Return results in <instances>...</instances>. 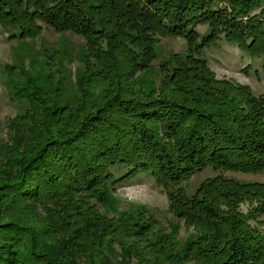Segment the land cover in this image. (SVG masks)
I'll return each instance as SVG.
<instances>
[{
    "label": "trees",
    "instance_id": "16d2710c",
    "mask_svg": "<svg viewBox=\"0 0 264 264\" xmlns=\"http://www.w3.org/2000/svg\"><path fill=\"white\" fill-rule=\"evenodd\" d=\"M0 26L20 42L44 26L84 39L43 46L38 75L8 66L0 264H264V182L226 175L264 172V97L204 55L224 39L264 59V0H0ZM161 37L186 53L159 59ZM141 175L178 219L167 230L118 208L116 185ZM180 221L199 233L181 252Z\"/></svg>",
    "mask_w": 264,
    "mask_h": 264
},
{
    "label": "rangeland",
    "instance_id": "374dc122",
    "mask_svg": "<svg viewBox=\"0 0 264 264\" xmlns=\"http://www.w3.org/2000/svg\"><path fill=\"white\" fill-rule=\"evenodd\" d=\"M197 30L204 33L206 26L198 24ZM65 41L70 43L73 48H76V53L83 47L82 44L84 43L82 37L70 33L60 35L51 27L47 26H44L41 37L37 39H27L23 42L10 40L8 34L0 26V140L8 137V120L13 118L18 111L17 104L10 100L6 87V83L10 78L7 69L9 70L11 66L19 64L16 70L25 69L26 71H30L32 75L46 72L44 65L45 59L42 55L43 46L47 48H58ZM186 50V41L181 37H161L155 46V51L159 59L168 58L174 53L184 55ZM204 55L216 78L228 79L239 85H247L255 95L264 97L263 58H252L243 53L236 44L227 42L224 39L219 40L215 45L207 48ZM77 64V66H81L79 62ZM26 65L28 66L26 67ZM8 66L10 67L8 68ZM71 67H74V64ZM12 78L17 80L19 76H12ZM213 175L215 173L211 169H206L192 175L184 183L187 192L192 194L204 179ZM226 175L233 176L242 182H264V172L261 174L228 172ZM115 195L119 209L135 208L140 212V216H148L149 218L152 215L154 219H150L154 221L152 222L155 230L159 229L163 231L165 228L167 230L169 229L168 225L171 221L178 222V219L169 211V201L164 190L156 184L151 175H141L126 183L116 185ZM240 207L243 212H247V204H241ZM141 221L143 222V220ZM177 233L178 238L175 242L177 243V249L179 251L192 238H196V234H199L191 227L184 225L181 221ZM158 237V233H154V230H152L148 237L150 240L149 243L156 242ZM117 250L119 251L120 249L118 248Z\"/></svg>",
    "mask_w": 264,
    "mask_h": 264
}]
</instances>
